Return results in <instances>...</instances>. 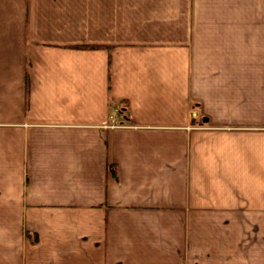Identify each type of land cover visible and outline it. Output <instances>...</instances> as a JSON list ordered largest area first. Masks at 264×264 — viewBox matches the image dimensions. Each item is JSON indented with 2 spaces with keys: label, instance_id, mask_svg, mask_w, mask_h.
Instances as JSON below:
<instances>
[{
  "label": "crops",
  "instance_id": "1",
  "mask_svg": "<svg viewBox=\"0 0 264 264\" xmlns=\"http://www.w3.org/2000/svg\"><path fill=\"white\" fill-rule=\"evenodd\" d=\"M0 264H264V0H0Z\"/></svg>",
  "mask_w": 264,
  "mask_h": 264
},
{
  "label": "rangeland",
  "instance_id": "2",
  "mask_svg": "<svg viewBox=\"0 0 264 264\" xmlns=\"http://www.w3.org/2000/svg\"><path fill=\"white\" fill-rule=\"evenodd\" d=\"M114 106L115 107L113 108L114 110L112 112L113 114H111L109 116V119H110L111 122L109 123L108 126H110V127L111 126L112 127H122L123 126L124 127L125 125L123 123H121V122H122V120H124L126 118V114H127L126 109H125V103H123V102H119L117 104L115 103ZM121 108H122V110H121ZM196 114H197V111L193 108L191 110V115H196ZM242 225H244V224H242ZM214 227L216 228L217 225L214 224V223H211L210 224V233H211V235H210V244H209L211 247H216L217 243H218L217 232L214 233ZM248 230L250 232L252 231L250 229H248ZM253 231L251 232V234L253 233ZM247 234L249 235V233H247ZM231 241H233V240H231ZM232 243H234V241Z\"/></svg>",
  "mask_w": 264,
  "mask_h": 264
},
{
  "label": "trees",
  "instance_id": "3",
  "mask_svg": "<svg viewBox=\"0 0 264 264\" xmlns=\"http://www.w3.org/2000/svg\"><path fill=\"white\" fill-rule=\"evenodd\" d=\"M121 110H122V108H121Z\"/></svg>",
  "mask_w": 264,
  "mask_h": 264
}]
</instances>
